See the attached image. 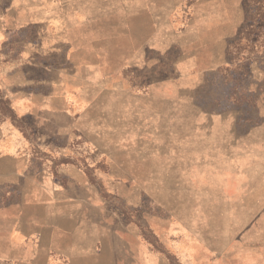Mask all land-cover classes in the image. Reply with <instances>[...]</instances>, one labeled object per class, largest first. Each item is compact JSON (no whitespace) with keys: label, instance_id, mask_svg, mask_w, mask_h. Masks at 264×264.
Here are the masks:
<instances>
[{"label":"rangeland","instance_id":"374dc122","mask_svg":"<svg viewBox=\"0 0 264 264\" xmlns=\"http://www.w3.org/2000/svg\"><path fill=\"white\" fill-rule=\"evenodd\" d=\"M22 1L10 24L36 58L58 15L75 44L62 90L19 116L69 125L45 149L51 161L95 185L171 264H264V205H252L264 192L252 191L264 0H77L64 13L58 0Z\"/></svg>","mask_w":264,"mask_h":264},{"label":"crops","instance_id":"0c3cea01","mask_svg":"<svg viewBox=\"0 0 264 264\" xmlns=\"http://www.w3.org/2000/svg\"><path fill=\"white\" fill-rule=\"evenodd\" d=\"M22 2L0 0V264H171L95 185L81 180L63 160L51 161L53 155L45 149L63 143L69 125L58 123L49 130L44 128L47 123L30 115L19 117L21 108L52 102L62 90L71 72L60 65L75 46L68 20L58 15L45 23L47 48L43 44L44 58H36L32 44L20 43L15 22L10 24L18 12L27 11ZM76 4L77 0H58L57 8L69 12ZM1 14H6L3 19ZM201 38L209 43L212 37ZM17 46L25 51L20 63L14 58ZM231 136L228 140L241 141L240 135ZM252 143V191H262L264 121L252 124ZM42 152L45 160L39 157ZM257 196L261 201L252 205H264V192Z\"/></svg>","mask_w":264,"mask_h":264}]
</instances>
